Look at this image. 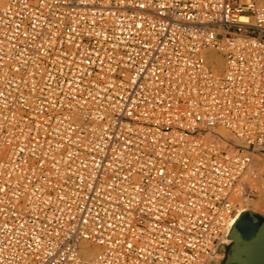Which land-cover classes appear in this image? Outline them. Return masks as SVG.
<instances>
[{
    "label": "built area",
    "instance_id": "2783aa9c",
    "mask_svg": "<svg viewBox=\"0 0 264 264\" xmlns=\"http://www.w3.org/2000/svg\"><path fill=\"white\" fill-rule=\"evenodd\" d=\"M259 154L264 0H0V264H204Z\"/></svg>",
    "mask_w": 264,
    "mask_h": 264
},
{
    "label": "water",
    "instance_id": "95a60500",
    "mask_svg": "<svg viewBox=\"0 0 264 264\" xmlns=\"http://www.w3.org/2000/svg\"><path fill=\"white\" fill-rule=\"evenodd\" d=\"M258 211L242 212L225 239L230 238V242L241 250L239 261L235 264H264V213ZM225 241L219 246L226 244Z\"/></svg>",
    "mask_w": 264,
    "mask_h": 264
},
{
    "label": "bare ground",
    "instance_id": "6f19581e",
    "mask_svg": "<svg viewBox=\"0 0 264 264\" xmlns=\"http://www.w3.org/2000/svg\"><path fill=\"white\" fill-rule=\"evenodd\" d=\"M213 53H215V56L212 58L213 59V63H214V65H216V64H221V66H222V68H223V66H224V60H223V57L219 54V53H217V52H213ZM216 70L217 71H220L219 69H217L216 68ZM261 157H263V156H261V155H256V157H255V159H261L262 160V158ZM258 160V161H259ZM258 171V170H257ZM256 172V171H255ZM257 174V173H256ZM260 178V177H259ZM253 182V181H252ZM259 185V186H258ZM257 186V188L255 189V191L257 192L256 193V195H257V200L255 201L256 203H254V205L256 206V209H257V207L258 206H261V208L260 209H264V178L263 179H260L259 180V184H258ZM255 186V185H254ZM252 192V191H251ZM250 192V193H251ZM249 194V193H248ZM246 199V197H245V192L244 191H242V192H239L238 193V200H239V203L240 204H242L243 202H244V200ZM247 200V199H246ZM255 200V199H254ZM244 204V203H243ZM253 205V206H254ZM255 209V208H254ZM255 209V210H256ZM247 209L245 208V206H243V208H241L240 207V209H239V214H238V216H237V219L240 217V215H241V213L242 212H244V211H246ZM257 210H259V209H257ZM260 211V210H259ZM262 211V210H261ZM228 241H231L230 240V238L229 239H227L225 242L227 243ZM95 252H97V249H93V251L91 252V254H94Z\"/></svg>",
    "mask_w": 264,
    "mask_h": 264
},
{
    "label": "rangeland",
    "instance_id": "374dc122",
    "mask_svg": "<svg viewBox=\"0 0 264 264\" xmlns=\"http://www.w3.org/2000/svg\"><path fill=\"white\" fill-rule=\"evenodd\" d=\"M261 156H263V157H261L262 160L261 159L260 160L258 159L259 161L257 159L254 160L253 169H254V171H256L255 174L256 173L257 174H256L254 179L250 180L251 187L247 188L246 191H245V197H246L247 200L245 199L244 202H243L244 204L242 203L239 206L241 208H243V206H245V208L247 210H255L254 208H256V206L254 205V203H256L255 201L257 200V195H256L257 192L255 191V189L259 186L258 185L259 184V180L264 178V154H261ZM259 210H262V211H258V212L264 213V209L263 208L259 209Z\"/></svg>",
    "mask_w": 264,
    "mask_h": 264
},
{
    "label": "crops",
    "instance_id": "0c3cea01",
    "mask_svg": "<svg viewBox=\"0 0 264 264\" xmlns=\"http://www.w3.org/2000/svg\"><path fill=\"white\" fill-rule=\"evenodd\" d=\"M240 256L241 250L239 247L228 241L226 244L219 246L216 253L204 264H235L239 261Z\"/></svg>",
    "mask_w": 264,
    "mask_h": 264
}]
</instances>
